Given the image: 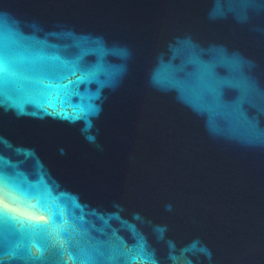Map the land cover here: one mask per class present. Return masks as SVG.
Returning <instances> with one entry per match:
<instances>
[{
  "label": "water",
  "instance_id": "obj_1",
  "mask_svg": "<svg viewBox=\"0 0 264 264\" xmlns=\"http://www.w3.org/2000/svg\"><path fill=\"white\" fill-rule=\"evenodd\" d=\"M0 52V264H264V0H0Z\"/></svg>",
  "mask_w": 264,
  "mask_h": 264
},
{
  "label": "snow or ice",
  "instance_id": "obj_2",
  "mask_svg": "<svg viewBox=\"0 0 264 264\" xmlns=\"http://www.w3.org/2000/svg\"><path fill=\"white\" fill-rule=\"evenodd\" d=\"M5 78V59L3 56V53L0 52V88L3 86ZM15 193L6 186L5 182L0 178V222L3 221L5 217L8 219H15L10 213L6 211L5 203L12 204L14 203V197ZM36 211H39V209H36ZM24 222V221H21Z\"/></svg>",
  "mask_w": 264,
  "mask_h": 264
}]
</instances>
